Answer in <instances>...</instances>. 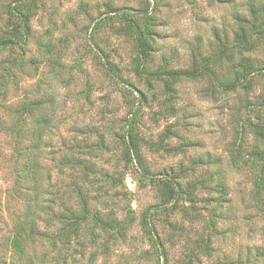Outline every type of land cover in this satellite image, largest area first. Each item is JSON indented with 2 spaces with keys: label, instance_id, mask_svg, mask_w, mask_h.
<instances>
[{
  "label": "rangeland",
  "instance_id": "1",
  "mask_svg": "<svg viewBox=\"0 0 264 264\" xmlns=\"http://www.w3.org/2000/svg\"><path fill=\"white\" fill-rule=\"evenodd\" d=\"M15 1L0 0V38ZM28 1L32 39L0 47V264H25L11 238L30 197L27 141L5 128L46 98L37 195L53 210L36 226L72 213L81 227L27 243L35 264H264V160L249 154L264 125L259 0Z\"/></svg>",
  "mask_w": 264,
  "mask_h": 264
},
{
  "label": "trees",
  "instance_id": "2",
  "mask_svg": "<svg viewBox=\"0 0 264 264\" xmlns=\"http://www.w3.org/2000/svg\"><path fill=\"white\" fill-rule=\"evenodd\" d=\"M17 11L12 13L14 16V21L11 23V28L6 34L5 38H0V47H18L22 48L27 45L29 40L32 39V29L30 25L29 14L32 8L31 1L28 0H16ZM251 22L253 25L257 26L258 30L264 33V1H257L255 4H250L249 6ZM239 23L242 24L245 21V18L237 17ZM152 49V46L145 39H141L138 44V59L139 62L141 60L142 55L148 54V51ZM231 51H229L230 54ZM231 55V54H230ZM243 57L240 58V64L243 69H245V62L247 61V57L242 54ZM245 71V70H243ZM251 73V72H250ZM178 73L174 72L172 75H177ZM233 84L236 82L232 80ZM230 82V81H229ZM227 82L226 85L229 83ZM50 100L46 98V100H39L37 103L30 107V109L26 112V119H28V124L26 127L20 125H9L5 128L6 132H10L15 135H22V139H26L25 146L19 148V155L22 156V168L21 172L25 173L26 180L28 181L29 189H30V197L28 198L27 206L23 211L22 221L19 222L15 229L13 230V236L11 238V245L14 247L16 251L19 252L20 258H22V263L25 264H35L34 256L26 251L27 243L34 242L36 238H44L46 241L50 242L52 246H56V240H60L61 237H65L66 241L63 240L62 243H68L70 236L76 235L81 225L79 221L72 220V213L70 215H64L63 213H59V221L61 222L60 227L57 228L54 232H49L47 229L40 230L36 226V215H41V213L45 210L47 213L48 210L52 213L53 207L48 204L44 209V204L42 200L39 201L37 191H38V174H39V160H38V152L42 150V143L44 141V136L47 131L51 129L54 115H52L51 110L49 109V105L46 106V103ZM22 126V128H21ZM21 128V129H20ZM20 129V130H19ZM17 133V134H16ZM254 143L251 144L249 149V154L251 157L257 160H264V125H257L255 128L254 134ZM21 150L24 152L22 153ZM197 160L201 163L203 162L201 157H198ZM174 178L165 179V194H164V203H170L171 200L176 197L177 189L176 183L173 180ZM217 186H219L218 190L223 192L222 181L220 179L217 180ZM85 208V207H84ZM53 219V216L49 219ZM82 220H86L83 218ZM77 236V235H76ZM68 238V239H67ZM45 259L44 256L40 257L38 264H44ZM160 264H166V256H164L163 261Z\"/></svg>",
  "mask_w": 264,
  "mask_h": 264
}]
</instances>
